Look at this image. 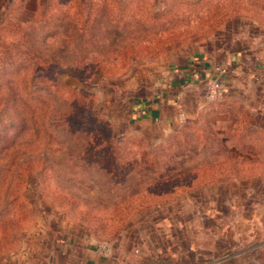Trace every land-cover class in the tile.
I'll use <instances>...</instances> for the list:
<instances>
[{"label": "rangeland", "instance_id": "374dc122", "mask_svg": "<svg viewBox=\"0 0 264 264\" xmlns=\"http://www.w3.org/2000/svg\"><path fill=\"white\" fill-rule=\"evenodd\" d=\"M236 51L253 72L233 80ZM175 95L177 121L152 120ZM72 239L264 264V0H0V264Z\"/></svg>", "mask_w": 264, "mask_h": 264}, {"label": "crops", "instance_id": "0c3cea01", "mask_svg": "<svg viewBox=\"0 0 264 264\" xmlns=\"http://www.w3.org/2000/svg\"><path fill=\"white\" fill-rule=\"evenodd\" d=\"M199 60L201 61V56L198 55ZM204 58V56H202ZM244 55L242 52H234L230 55H228L225 58L224 63H220V68L222 66H228L230 70L228 73L230 74V78L235 80V76H238L239 69H243L245 62L243 61ZM195 55L192 57V60L194 61ZM213 64H216L214 62ZM246 66V65H245ZM185 74L189 75L188 78H193L192 76L195 75V72L193 69H189V67L184 68L182 70ZM245 74H250L251 68L247 69L244 68ZM187 78V77H186ZM189 80V79H188ZM187 82L186 79H180V83L183 84ZM235 86H233L234 88ZM179 92V91H177ZM178 95L173 96V98H165V102H162L161 98L157 97V101H154V113H150L152 120L157 121L165 127L171 126L174 121H177V115L180 111H183L182 106H184V102L186 101L183 97L182 100H179ZM228 102H237L231 100V98L228 96L226 97ZM181 103V104H180ZM170 107V111L166 112V108ZM54 250V256L51 258V264H125L122 261H114L111 258H106L105 256H100L95 252V249L79 245L76 241L72 239V244L62 242L60 244L55 243ZM131 264H138V263H131Z\"/></svg>", "mask_w": 264, "mask_h": 264}, {"label": "built area", "instance_id": "2783aa9c", "mask_svg": "<svg viewBox=\"0 0 264 264\" xmlns=\"http://www.w3.org/2000/svg\"><path fill=\"white\" fill-rule=\"evenodd\" d=\"M206 92H207V97L209 99L220 100L223 97L224 94L223 83L218 76L208 81ZM109 250H110V246L108 244H102L98 248V253L101 256H106Z\"/></svg>", "mask_w": 264, "mask_h": 264}]
</instances>
